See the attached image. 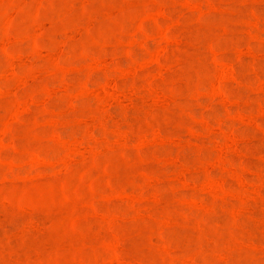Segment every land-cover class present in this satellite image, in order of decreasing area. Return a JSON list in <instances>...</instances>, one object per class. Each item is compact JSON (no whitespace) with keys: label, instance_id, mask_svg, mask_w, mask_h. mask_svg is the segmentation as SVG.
<instances>
[{"label":"rangeland","instance_id":"obj_1","mask_svg":"<svg viewBox=\"0 0 264 264\" xmlns=\"http://www.w3.org/2000/svg\"><path fill=\"white\" fill-rule=\"evenodd\" d=\"M0 264H264V0H0Z\"/></svg>","mask_w":264,"mask_h":264}]
</instances>
